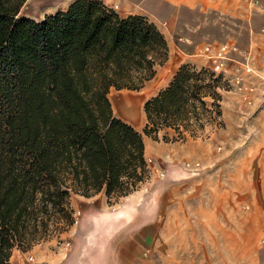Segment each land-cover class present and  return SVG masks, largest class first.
I'll use <instances>...</instances> for the list:
<instances>
[{
  "label": "trees",
  "instance_id": "obj_1",
  "mask_svg": "<svg viewBox=\"0 0 264 264\" xmlns=\"http://www.w3.org/2000/svg\"><path fill=\"white\" fill-rule=\"evenodd\" d=\"M25 2L0 0V264H10L15 247L27 251L72 225V194L103 192L111 203L133 191L147 176L143 134L176 142L222 126L227 85L222 72L179 65L144 102L138 131L114 115L108 94L140 89L167 60L156 25L102 0H73L37 21L20 14ZM193 14L204 16L179 11L176 32L200 26ZM229 19L243 26L235 45L242 51L264 26L263 14L250 25ZM173 38L186 53L199 43L193 34Z\"/></svg>",
  "mask_w": 264,
  "mask_h": 264
},
{
  "label": "rangeland",
  "instance_id": "obj_2",
  "mask_svg": "<svg viewBox=\"0 0 264 264\" xmlns=\"http://www.w3.org/2000/svg\"><path fill=\"white\" fill-rule=\"evenodd\" d=\"M229 18L220 13L204 12L200 19L193 17L194 22L200 23L199 27L187 25L186 30L176 32V24L173 37L175 33L193 34L199 42L193 53L198 47L205 55L209 53L205 52V46L227 44L230 47L228 42L235 46L243 26ZM210 23H216L217 27ZM222 73L224 75V71ZM224 78L227 85L220 90L222 126H207L198 137L186 139L192 141L190 149H182L180 145L177 150L172 141L152 139L151 146L144 151L147 176L133 191L107 202L108 207L103 192L95 194L96 198L90 202L85 196L72 194L69 205L74 223L38 244L69 245L74 238L81 237L78 231L86 232L88 236L94 234V238L102 237L91 229L89 222L95 220L93 216L90 219L87 214L81 217L92 207L101 212L103 218L112 217L120 226L126 211L125 222L137 224L140 235L145 226H151L153 245L157 248L153 264H264V212L261 202L258 204L256 200L263 193V186L256 176L257 154L254 150L257 138L255 132H248V136L240 132L255 129V121L246 122V119L254 117L261 107L254 106L252 100L251 103L244 100L245 92L240 93L234 87L233 78L227 79L225 75ZM115 93L111 88L109 99L112 100ZM121 106L123 111L130 109L128 103ZM134 112L133 123L138 124L141 114L145 117L143 105H137ZM237 115L243 116L242 122ZM167 131L170 135L173 133ZM163 133L159 132V138ZM172 151L179 152V157L170 160L167 154ZM246 161L250 163L247 182L241 175L242 164ZM186 162H198L199 168L185 169ZM254 208L262 214L261 223L250 217ZM95 215L99 216L98 213ZM161 245L164 250L160 254ZM13 250L22 251L16 247Z\"/></svg>",
  "mask_w": 264,
  "mask_h": 264
},
{
  "label": "crops",
  "instance_id": "obj_3",
  "mask_svg": "<svg viewBox=\"0 0 264 264\" xmlns=\"http://www.w3.org/2000/svg\"><path fill=\"white\" fill-rule=\"evenodd\" d=\"M73 0H26L20 10V14L34 20H41L45 15L53 14L58 10H65ZM105 4L115 9L121 16L142 15L162 32L168 48L167 60L162 65H157L154 76L145 81L143 86L138 90L121 89L115 90L113 99H110L112 110L115 116L130 123L135 129L141 131L145 117L142 116L140 123L134 124V109L137 105H143L144 102L154 96L159 90L167 86L172 78L176 68L184 63H191L197 67L211 65L212 55L216 52V47L212 46L208 54L199 52L186 53L178 47L173 40V33L179 18L181 9L191 12L215 11L229 17L238 18L243 23L250 25L254 14L264 15V0H102ZM198 17V15H191ZM187 26L188 24L185 23ZM179 40L190 42L186 37ZM230 47L233 43L228 42ZM205 58H196L201 56ZM228 57L225 62L224 75L227 79L233 78L240 74L243 77V86L245 95L249 102L253 101L254 106L259 109L254 117L246 119V122L255 121V129L240 130L243 136H248V132H255L256 146L254 153L257 154L256 170L259 184L263 186L261 197H257V203L261 202L262 212H264V26L256 31L250 32L249 44L246 50H232L227 53ZM213 64V63H212ZM249 67L251 71H246ZM116 97V98H115ZM252 100V101H251ZM129 104L127 111H123L122 104ZM132 103V104H131ZM128 106V105H127ZM133 109V110H132ZM145 116V115H144ZM243 121V116L237 115ZM225 122H228L225 119ZM228 127V125L226 124ZM253 128V127H252ZM145 150L151 146L152 138L143 134ZM174 148L179 150L190 149L192 141L173 142ZM177 146V147H175ZM179 152L172 151L167 154L168 158L174 159L179 157ZM249 162L242 164L241 175L247 182V170ZM95 196L86 197L87 202L93 201ZM106 207L107 201L105 200ZM98 213L97 217L95 214ZM85 214L90 221L92 231L95 230L102 237L94 238L86 235V232L78 231L81 237L74 238L69 245H57L51 247L49 243L38 244L33 246L29 251L23 252L13 250L10 258V264H153L156 247L153 245L151 226H145V231L138 233L137 224L125 222L128 213L125 211L122 219L123 225L114 223L112 217L103 218V214L93 208H87L81 217ZM113 216V213H109ZM250 217L261 223L262 214L259 209L253 210ZM144 233V234H143ZM84 237V238H83ZM106 240V241H105ZM160 246V254L164 250ZM262 246L258 247L259 251ZM32 256V261L27 262V257ZM156 256V255H155ZM264 259V256H263Z\"/></svg>",
  "mask_w": 264,
  "mask_h": 264
},
{
  "label": "built area",
  "instance_id": "obj_4",
  "mask_svg": "<svg viewBox=\"0 0 264 264\" xmlns=\"http://www.w3.org/2000/svg\"><path fill=\"white\" fill-rule=\"evenodd\" d=\"M205 52L207 51L210 52L211 51V46H205L204 47ZM230 50H237V48L235 46L233 47H228L227 44H221L217 47L216 52H214V54L212 55V63H213V67L212 69L216 72H222L224 71V67H225V62L227 60V53ZM246 71H251V69L249 67L246 68ZM243 77L239 74V75H235L232 79V84L234 85V87L240 92H245V87L243 86ZM244 96V100H247L248 103V97L243 94ZM185 169L188 170H193V169H198L199 168V163H190V162H186L184 164ZM32 261V256H28L27 257V262H31Z\"/></svg>",
  "mask_w": 264,
  "mask_h": 264
}]
</instances>
